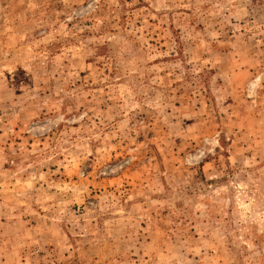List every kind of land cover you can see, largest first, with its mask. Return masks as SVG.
<instances>
[{
    "label": "rangeland",
    "instance_id": "1",
    "mask_svg": "<svg viewBox=\"0 0 264 264\" xmlns=\"http://www.w3.org/2000/svg\"><path fill=\"white\" fill-rule=\"evenodd\" d=\"M0 264H264V0H0Z\"/></svg>",
    "mask_w": 264,
    "mask_h": 264
}]
</instances>
